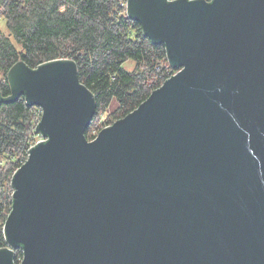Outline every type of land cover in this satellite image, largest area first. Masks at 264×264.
I'll return each instance as SVG.
<instances>
[{
  "label": "water",
  "instance_id": "obj_1",
  "mask_svg": "<svg viewBox=\"0 0 264 264\" xmlns=\"http://www.w3.org/2000/svg\"><path fill=\"white\" fill-rule=\"evenodd\" d=\"M177 72L92 140L75 63L6 79L45 142L11 180L0 264H264V0H127Z\"/></svg>",
  "mask_w": 264,
  "mask_h": 264
},
{
  "label": "trees",
  "instance_id": "obj_2",
  "mask_svg": "<svg viewBox=\"0 0 264 264\" xmlns=\"http://www.w3.org/2000/svg\"><path fill=\"white\" fill-rule=\"evenodd\" d=\"M126 1L0 0V21L6 27V33L0 30L2 96L10 94L6 75L15 63L22 61L34 71L44 62L70 59L96 106L84 132L88 141L113 102L116 121L135 110L177 70L170 67L165 47L153 45L141 25L127 17ZM36 109L27 107L23 96L0 104V158L7 159L0 164V248L6 246L3 226L12 204L11 180L35 143ZM19 256L16 251L15 264Z\"/></svg>",
  "mask_w": 264,
  "mask_h": 264
},
{
  "label": "rangeland",
  "instance_id": "obj_3",
  "mask_svg": "<svg viewBox=\"0 0 264 264\" xmlns=\"http://www.w3.org/2000/svg\"><path fill=\"white\" fill-rule=\"evenodd\" d=\"M0 30L3 33H6V27H5V23L3 21H0ZM127 70H132L133 68V64L132 63H127L125 65ZM0 78H2V72L0 71ZM117 109V104L116 102H113L112 105L107 108V110L103 113H101L100 118L95 122V126L93 127V129L95 130H100L102 129L105 125L111 123V122H116V114L113 113L115 112ZM39 137L37 136V134H33L32 136V140L33 142H36L37 139ZM15 161V160H14ZM7 162V159L5 158H0V164L3 165Z\"/></svg>",
  "mask_w": 264,
  "mask_h": 264
},
{
  "label": "built area",
  "instance_id": "obj_4",
  "mask_svg": "<svg viewBox=\"0 0 264 264\" xmlns=\"http://www.w3.org/2000/svg\"><path fill=\"white\" fill-rule=\"evenodd\" d=\"M172 76H173V75H172ZM169 78H170V77H169ZM41 116H42V110H41L40 108L37 107L36 112H35L36 122H35V125H34V130L36 129V126H37V124L39 123V121H40V119H41ZM108 126H110V125H107V126H105V127H108ZM99 131H100V130H99ZM99 131H93V137L91 138V140L94 139V138L96 137V135L98 134ZM35 132H36V131H35ZM37 136H38L39 138H38L37 141H36L32 146H30L29 148L34 147L35 145H37L38 142H41V141L45 142L46 138L42 137L40 134H37ZM29 148H28V149H29ZM28 156H29V152H28V150H27L26 160H27ZM26 160H25V161H26ZM24 163H25V162H24ZM24 163H23V164H24ZM12 194H13V191H12ZM19 253H20V256H19V258H18V260H17L18 262H17L16 264H19V263L22 261V253H21L20 251H19Z\"/></svg>",
  "mask_w": 264,
  "mask_h": 264
}]
</instances>
